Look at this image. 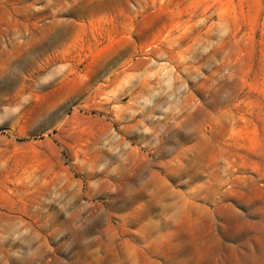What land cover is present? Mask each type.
Masks as SVG:
<instances>
[{
  "label": "rangeland",
  "instance_id": "374dc122",
  "mask_svg": "<svg viewBox=\"0 0 264 264\" xmlns=\"http://www.w3.org/2000/svg\"><path fill=\"white\" fill-rule=\"evenodd\" d=\"M0 264H264V0H0Z\"/></svg>",
  "mask_w": 264,
  "mask_h": 264
}]
</instances>
